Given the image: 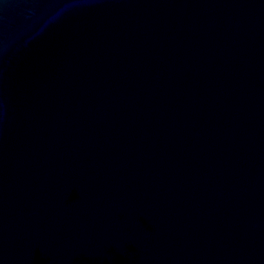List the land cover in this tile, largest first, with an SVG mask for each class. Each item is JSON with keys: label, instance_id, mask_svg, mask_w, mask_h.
Masks as SVG:
<instances>
[{"label": "water", "instance_id": "1", "mask_svg": "<svg viewBox=\"0 0 264 264\" xmlns=\"http://www.w3.org/2000/svg\"><path fill=\"white\" fill-rule=\"evenodd\" d=\"M0 264H264V0H0Z\"/></svg>", "mask_w": 264, "mask_h": 264}]
</instances>
